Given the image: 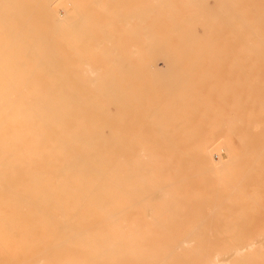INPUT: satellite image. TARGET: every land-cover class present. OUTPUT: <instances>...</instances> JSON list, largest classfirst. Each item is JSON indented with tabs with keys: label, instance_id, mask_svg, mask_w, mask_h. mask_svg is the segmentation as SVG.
<instances>
[{
	"label": "bare ground",
	"instance_id": "6f19581e",
	"mask_svg": "<svg viewBox=\"0 0 264 264\" xmlns=\"http://www.w3.org/2000/svg\"><path fill=\"white\" fill-rule=\"evenodd\" d=\"M175 1L0 0V264H264V244H260V242L264 241V211H256L259 210V207H257L259 203L264 200L263 197H260L264 194V191H261L263 193L261 194L259 192L261 189L259 191L257 190L259 189V186L264 188V174L263 172H259V170L264 171V169L261 170L258 168L260 165L258 164V161L260 159H264V110H262L263 108L261 109L263 103L258 105L260 109L259 111H256V108H258L256 107L257 104L254 105L255 107L253 106L255 110L253 109L252 111L254 112L250 111L249 108L252 109L250 105V107H246L247 111H244L247 113L244 112L245 115L243 116V118V109H239V112H241L242 114L241 116H239L240 114L238 113V109L236 108H244L245 102H247L249 99H251L252 101L253 96L251 98L246 94V96L241 98L237 96H226L228 97L226 98L225 94H223L225 88L220 89L222 87L221 85L219 89L224 91H220L219 94L221 95V97L224 95V97L221 101V97L215 94L217 93L215 92L213 94L217 96H214L216 97L214 98V100L216 99L217 101L218 99L219 101H221L220 103L222 105L226 107L228 106L226 108L227 112H229L228 108H231V110L233 108L236 109L238 115H234L236 112L234 113V111L232 110V113L229 112V114L225 116L226 111L221 109L224 112V115L223 117H221V114L223 113L219 112L221 114L219 115L218 113V118L220 119L221 117L220 121L222 120L221 124H224L223 127L225 129V124H227V126L229 124H238L239 130L235 129L238 130L237 132L234 131L235 134L233 133V131H231L234 128L230 129L231 127H237L234 125L230 128L228 127V130L230 132L227 130V132H229V135L231 134V137L225 136L226 139L222 141V137H219L222 134H213L215 135V138H213V140H216L214 142L212 139L208 140L207 138H205L206 135H202L204 136L203 138L201 137V140L203 139V142H205V140L207 139L205 142L206 144H202L199 141L200 138L196 137L195 135L188 134L190 133L189 130H191V128L193 127L192 126L191 128L189 127V130L187 129L188 127H186L188 133H184L187 132L185 128L183 133L179 131L181 135L178 132V134L176 133L177 137L181 136L183 137V139L185 134V136L191 135L192 137L195 136L196 139H199L196 141L200 142L201 144L199 143L200 145L196 149L192 146L191 149H195V151L191 154H188V152H186V147L183 146V148L181 147V150L172 147L171 145L164 146L165 144L162 143V140H160L159 142H161L163 146L159 144L158 146L157 141H155V139L152 140L153 137L156 138V136H149L154 135L151 130L152 125L154 124V128L156 123V121H152L153 123L150 124V120H152L151 118L156 117V120L158 122V117L160 116V114L169 115L168 111H171V109V113H174L173 116L177 115L179 111L177 110L179 109L177 106H179L178 103L181 102V100L178 99H181L183 96H185V100L191 98V100L189 101H191L192 106L187 107V109L193 108V106L195 105L193 103L198 101V99L192 100L193 95L191 93L196 92V90H194L193 87L192 90H188L190 89V87L187 86V88L183 86V84H181L183 90L180 89L181 86L179 85L181 81H179V85L176 84L177 86H179L177 89L181 90L182 92H184L185 90L186 93H190V96L189 94L187 95L180 92L181 95H183L182 97H180V93L178 90L177 94L172 93L175 94V97L179 93V96L175 98L177 99L179 97L177 101L174 99V96L172 94L171 96H173L172 98L176 101V103L178 101L180 102L177 103L178 105H173V101H171V105L173 106H170V110L166 112L163 111L162 114V112H160L162 110L161 107L159 109L158 107H153L159 104L160 102L158 101H160L163 97H168V95L166 97L165 94L166 90L163 89L165 86H163V88H160V86L164 84V81L166 79L164 76H161V74L159 75L161 77H157V70L156 72H154L155 70H150L151 72H154V74L150 72V75H148L149 73L147 74L148 76L156 75L155 77L160 79L164 77V79L162 78L163 81H159L162 84H159L158 82V84L160 85H158L159 87L157 86V83L155 84L154 82V88L157 86L158 92L159 89L165 90L161 91L162 93L164 92L163 94H165V96L161 95V98L159 95L160 93L157 95L154 93L151 94V97L149 94H147L148 92L145 93L146 90L143 88L145 91L143 92L147 94V96L149 95L148 97H146L145 95L146 98H143V102L147 98H149L148 100L153 98V95H155V97L153 98L154 100L155 98L157 99V96L158 98H161L160 100L157 99L158 103L153 99H151L153 101L150 100L151 102H156V104H150L149 102L146 103L145 101V110L148 105H151V108L148 107V110L150 109L149 111L151 113L153 112L152 108L156 110H154V114L152 115L147 110L148 112L145 111L143 116L141 115L144 111L142 110L143 108L140 109V106L136 108L137 103L142 105V96L141 99H139L137 94H133V96L135 95L138 100L136 99L137 101L134 100V102L132 103L131 99H135V97L131 96L132 91H129L132 90L136 86V84L140 85V79L143 80L141 76L146 75V73H143L147 72L145 71L146 67H142L144 70L141 67V69L138 67V72L141 71V75H138V73L136 72L137 70H135V72L137 73L136 75L138 76L137 78L133 77L132 79H134L136 82L138 80L139 82L134 84L135 82L131 80L130 86L132 85V87H130L129 82H126V80H123L124 82H121L120 78H118V80L121 82V85L118 81L119 85H116L118 88L113 87V89L115 88V96L113 97V101L114 99H118L119 102H121L119 104L124 105L123 102L127 97L129 98V100L127 98L126 100L127 102L130 101V103L124 102L125 106H121L125 109L127 108L126 104L134 105L133 108L135 109L133 110L131 109L132 106L130 107L129 105V109H131L133 113H130L132 112L131 110L128 109L129 111H127L126 109L125 116L121 114V108H119L120 114L122 115V117H125L124 119H126V117L128 116L127 114H131V116H128L127 118L129 119L133 116L134 120V116H136L134 112L137 113L134 110L137 109H140L138 111L141 114L137 113V115L141 116L138 117L140 119H142V116L145 118L147 116L145 114L149 113L148 115L151 116L150 120L149 117L148 119H144L145 122L146 120H148V122H146L147 124L144 122V120H142L143 122H140V119L136 120V118L134 121L130 119L134 123L130 122V120H126L128 127H126V124L125 130H127L126 132L129 133V136L131 134L133 137V129L135 131V128H137V132L139 129H141L142 133H144L145 135L147 133L148 135L145 136L138 133L139 137L144 136L145 138H148L146 140L147 142L151 140L154 142H149L148 146L146 145V142H143V144L145 145H142L141 138H139L141 140H139V143L136 141L134 142V140L132 141V138H130V142L132 141L133 143L129 142L128 144V141H126L127 144H121L119 143L120 141H118L120 139L118 137V130L114 129L116 133H114V131H112L110 128L107 132L103 131V127L110 125L111 122V113L113 112V107H111L112 112H109V106H112V104H114V102H111L113 84L112 81H116L117 77L115 78V76H117V74L119 73L116 70V73L113 74V70L117 68H112L116 67L117 65L119 66V63H134V61L136 60L145 61L147 63L150 62L149 69L151 66H155L152 52L155 51L154 48L156 44L153 45L154 47H150V49L153 47L151 49L153 51H150L148 47L145 48V46L150 43L147 42V39L150 38V36H153L149 34V30L152 33H160L162 29L164 31V28H167V23H164L163 20H166V17L169 18L168 15H164L165 17L163 15V17L159 15L161 19L164 18L162 19V21L166 26L162 25L163 28L158 26L162 23L161 20V22H158L160 18L158 17L159 19L157 22L155 20L160 11L161 13L164 11L163 13L165 14V4H170L171 6V4L175 5L177 2L179 4H177L176 6H181L183 8L176 9L174 7L173 10L176 9L175 11H178V13L176 14L173 11L170 12L172 14L170 15L169 13V15L171 16V19L172 15H174V19H172V21L174 23L176 22L177 25L180 24V26H184V28L186 27L185 31L189 32L188 34H194L193 37L197 36L196 41L194 40L195 38H193V42L198 43V38L200 39V35L198 36L197 32H195L196 22L201 25V28L203 27L206 30L207 27H209V24L214 23L215 21L217 22V18H214L215 15L212 17L213 19H215V21L212 19L210 21L208 20V22H205L207 19L204 20V18L201 19V21H198V16L200 14L201 16L203 15L200 9L195 12H193L194 9L192 11H185L184 9H186V7L184 8V6H182L185 3L183 2L184 0H180L179 2ZM201 1L205 3V0ZM214 1V4H218V13L222 11V34L219 31L222 35V39L218 38L220 37L219 33L218 35L217 33H214L218 37L214 36L213 33L211 34L212 31L210 32V30H213V28H211L210 26V30L208 29L209 31L206 32H210L209 35L211 34L210 36H212L213 38L216 37L215 40H212L214 41V43H210L208 41L214 48H212L213 50L211 48L205 50L203 49L204 46H202V49L204 51L202 54L204 55L207 52L208 55L212 54L210 55L212 57L213 51H215L217 49L216 46H218L220 52H218L217 49L216 52H214V55L217 52L218 53L216 55L222 53V63H232L233 65L231 66L233 67H236L237 65L239 66L240 63H250L253 65L254 63H264V0ZM180 2H182L183 4ZM186 2L187 3H185V5L194 4L193 0H187ZM195 2H198L197 5L199 6L200 0H196ZM206 5L209 7L208 4ZM168 10L171 11V9ZM168 12L169 11H166L167 14ZM193 13H198L197 19L196 14L194 16ZM175 14L177 16H175ZM187 14L190 15V18L188 19L190 20V23H186L184 21L186 20L185 18L189 17L187 16ZM192 15L193 17H195V19L191 17ZM154 20L155 24L153 23ZM181 21H184L182 25ZM176 23L174 24V27H177V29H174V31L178 30V28L180 27L175 26ZM198 23L196 25H198ZM217 23L219 26V22ZM152 26L155 27L152 28ZM170 28L171 27H169L168 30H170ZM173 28H171L172 35L168 38L173 37L174 34V37L176 38L178 36L176 34L181 30L183 31L184 29L180 27L182 29L178 30L179 32H174ZM193 30H195L194 33ZM202 32V37L199 44H201L203 40H207L206 38L202 40V38H204L205 36L208 37L207 34L204 35V29ZM215 32H217V30ZM168 33L170 34V31ZM141 34H143V39H145L146 41H144V46H142V43H140V41L143 40L141 39ZM180 36L182 35H179V37ZM137 37L140 40L138 42L141 46H137L138 42H135ZM155 37H157V35H155ZM159 37H161V35ZM184 38L187 39L188 37ZM217 38L219 41L222 40V42H219L220 44L222 43V48H220L219 44H215L216 42H218ZM155 40L156 39L152 41L154 42ZM171 41V38L170 40H167L168 43ZM174 41L177 40L175 39ZM184 41L182 43L185 45ZM189 41L190 40L187 39L188 43ZM208 42L205 41L204 43L203 41L202 44H206ZM155 43L158 44L157 41H155ZM162 43L163 41L161 40V44ZM172 43L169 44L171 45ZM189 44L193 45L191 41ZM194 44L196 45V47L199 45L196 43ZM214 44L216 46H213ZM170 45L167 44V51H169L168 46ZM163 46L161 47L163 48ZM183 46L182 48L184 49V51L182 52V55H184L183 53H186L187 57L188 53ZM141 47L144 48V52L143 50H141ZM156 47H159L158 50L160 51L164 50L160 49V46ZM158 50L156 51L158 52ZM196 50L199 49L197 48ZM156 51L154 53H156ZM167 51L166 53L164 51V54H168L167 58L170 59V55L171 58H173L174 54L172 55V53L174 52L172 51V49H170L169 51H172L170 54ZM180 51H182V49ZM190 51L191 55L193 53L192 51H194V54L196 52L194 49H190ZM161 54L164 55L163 52ZM202 54L200 57L195 54L199 58L194 56L197 58L194 59L198 61L201 60L197 62L198 64L196 63V66L195 63L191 61L193 57L189 58L190 60H188L187 58L183 60L185 57H180V55H176V60L174 59L170 62L173 61L172 63H175L178 59L180 60L182 58L181 60L184 61V64L190 65L191 63L192 66L193 62V68L194 66L195 68H197L198 65V68H203L205 62H202V59H200L202 57ZM191 55H188V57H191ZM208 55H204L206 59H208V57L210 58V56ZM156 56H158V54ZM160 56H158L159 59ZM166 56L167 55L162 56L164 59L162 58V61H160H166V65L164 64V66H167V71L171 66L173 70L174 67L178 66V61L175 63L177 66L171 65L172 63L168 64ZM185 61H189V63H186ZM212 62L213 60L211 59V63L209 62L211 66H209V63V65L207 64L208 69L209 67L210 69H212L211 67L217 64L216 62L213 65ZM235 63H237V65H235ZM124 65H126V63L122 65L123 69H125ZM128 65H130V63ZM228 66H230V64ZM132 67L134 68L136 67V65ZM218 67L222 66L218 65ZM130 68L131 67H128L125 72L120 71V73L124 72L130 75L131 72L129 71L132 69ZM151 68L159 69L160 66ZM165 70L164 72H166ZM214 70V74L216 73V71H219ZM162 71L163 70H161L160 72L162 73ZM171 72L174 76V71ZM181 72L180 74H176L175 72V76L170 77L173 78L174 83H177L175 82V78L176 75L178 76L179 74L180 76H178V79L176 78L177 81L182 80L184 85H186L187 81H185L183 78L188 75L185 74V76L183 77V73L181 74ZM187 72L189 73L190 77L192 74H194L193 71V73L191 71ZM248 73L249 71L247 73L242 72L243 75L246 74L244 75L245 77H247V75H250ZM263 73L261 74L263 75ZM165 74L169 75V73L167 72L162 73V75ZM216 74V76L214 77L219 79L218 73ZM229 74L230 76H232V73ZM123 75L121 76L123 77ZM195 75L199 77L201 75H204V73L202 74L201 72L199 76L198 74ZM205 76H203L204 78L201 77V80L199 79V81H204L203 79H206L207 77H213L212 75H210L212 77L206 76L205 78ZM127 78L130 79V77L128 76L124 79ZM149 78L146 77L145 79L148 80ZM222 78L224 77H221V79ZM236 78L239 80V77ZM210 80L211 79H209L208 81ZM212 80H215L214 83L212 81L209 83L208 81H206L208 85L210 84V87L212 85V88L206 89L209 90L207 92H209L210 94L216 91L213 90V88L215 89V85H219L224 82L222 80H218L220 81L218 82L216 81L217 79ZM254 81L255 83L257 82L256 78L254 79ZM191 82L193 81L191 80ZM191 82H188V84ZM200 82H198L199 85L201 84ZM228 82L226 80V84L224 83V87ZM144 83H141V86L142 84L145 85L144 87L148 86L146 88L148 91L150 85H147L145 81ZM167 83H170V81ZM174 83L172 84L171 82L172 85L168 84L165 88H168L169 85H174L176 87ZM207 83L205 87H209L207 86ZM241 83H243V81ZM250 83H252L251 80ZM123 84H127V86L123 87H130L126 88V90L122 88L125 91L124 95L129 92L130 95H128L132 98L128 95L124 96L123 92H121V87ZM229 84L231 83H228L226 87H228ZM201 85L203 87L204 82ZM260 85H262V83ZM152 86L153 85L151 81V87L149 88L150 93L151 90H154ZM170 86L168 89L171 88ZM249 86L254 87L253 84H250ZM139 88L141 87L139 86ZM238 89L240 88L238 87ZM134 90L136 89L134 88ZM187 90L189 92H187ZM210 90H212V92ZM202 91L203 89L201 90V93ZM251 92L252 91H250V93ZM196 93L198 94V92ZM209 93L206 94L210 95ZM202 95H205L204 91ZM207 95H205V98L207 97ZM197 96L200 97V95ZM197 96H194V98H196ZM262 97H264V95ZM172 98L170 99L172 100ZM170 99H166V101L169 102ZM185 100L183 102H187L186 104H188L189 101L187 100L185 102ZM257 100L261 102L263 99L259 97V99H256L255 101L257 102ZM251 101L250 103L252 104ZM206 102L203 103L206 104ZM208 102L207 105H210L209 100ZM167 103H163V106L169 108L170 104ZM216 103H218V106L220 107L219 102L217 101ZM145 104L148 105L145 106ZM181 104L182 102L180 103V106L183 105ZM253 104H255V102ZM115 105L117 104H114V106ZM160 105H162V103L158 106ZM174 106L177 107L176 110L174 109L177 112H173L172 107ZM197 107H200V105H198ZM203 108L206 110L208 106L205 107L203 105ZM116 109L114 110V112L116 111ZM180 109L183 110L184 108L180 107ZM189 109L188 111H190ZM182 110L180 111L182 112ZM208 110L209 109H207L206 112H208ZM155 111L158 117L155 115ZM181 112V115L187 114ZM195 112H197V110ZM212 112L214 114L215 111ZM204 113L200 112V114L198 115H202L203 117ZM121 115L115 116L113 113V116H115L114 119L118 122L124 121L122 117L120 118ZM190 115L187 114V116L184 117L187 119L191 117ZM173 116L172 114L171 116H169L171 120V117ZM162 117L166 118V116ZM169 117L166 118V121ZM209 117H211L213 120L212 115H209ZM240 117L243 119H241ZM174 118H176V116ZM178 118L183 119V117L179 116ZM186 119H183L182 123H177L180 124L177 126L180 128L183 123L185 124ZM200 119V117L198 119H195L199 125L201 123H199ZM176 120L178 121V119ZM122 122L121 125L124 124ZM169 122L171 123V121ZM161 123L163 124L162 121ZM210 123L212 124V122ZM214 123L215 121L213 120V124ZM207 124V122L204 123V126L207 127L209 125ZM139 125H141V128ZM142 125H145L144 129L142 128ZM157 125L158 124H156L155 128L158 127V130L160 131L159 125ZM132 126L135 128L131 129ZM166 126L167 125H165L163 129H161L165 133L160 132V135H163L162 133L166 134V131H169L170 127H172L173 124L172 126L170 124V126L165 129ZM196 126L198 128V125ZM173 127L170 129V132H172L171 130L174 131L176 129ZM200 127L201 126H199V128ZM208 127H210V125ZM117 128L121 127L119 126ZM146 128H150L151 130L149 129V132H147L148 129L146 131ZM160 128L162 127L160 126ZM219 129L220 128H218L217 130ZM123 130L124 128H122V130L120 131ZM125 130L123 131L125 138H128V133L125 134ZM129 130L132 132L130 133ZM197 130L198 129H196L194 132L196 133ZM208 130V132H210V129ZM150 131L152 134L150 133ZM198 131L199 133L204 134L203 131H205V128L203 131L201 129H199ZM215 131L213 130L212 132L214 133ZM137 132L135 131L134 133V136L136 135V137ZM155 132L158 133L157 131ZM208 132H206L207 136ZM232 133L235 137L232 135ZM113 134L116 135L113 136ZM171 134H169L168 132L167 136ZM121 135H123V133ZM250 135H253L252 137L256 135L259 140L257 142L261 143L262 146L261 147L260 145H258L259 147H261V154H259V151L257 150L258 146L257 148L254 147L252 149H256L258 152L257 154H259L257 155L255 153L256 156L253 155L254 159L256 160L253 163H256L258 166L256 164L253 165L252 161L250 160V162L248 160L253 165V167L255 166L256 169H258V172H254L255 176L258 175L256 181H254L255 179L252 180L255 182L254 184H258L257 179H259L260 174H263L261 176L262 182L259 183L263 185L258 184L259 186H256L258 187L256 190L253 187V193L255 195H257L258 193L260 194V196L259 194L256 196L257 199L260 200L261 198L262 200L256 201V199L253 198L257 203L259 202L258 204L251 203V199L246 200L247 197H251V193L249 195L248 192L250 190L252 192V185L247 186L250 187V190H246V187L243 186L246 190V192L244 193H246V195L248 194L249 196L243 195L245 196L243 198L241 195L243 193H239L240 195H238L242 198L240 199L242 200V202L243 199L246 200V203L243 204H248V207L244 208L243 204L241 203L244 209L239 208L232 212L230 211L229 207L226 209V206L224 207V204H232L236 200H239V197L235 194L237 190L236 189L234 191V196H237L236 198L238 199L235 198V201L234 199H232L234 196L229 197L228 195L224 199L221 198L225 196H222V189L224 190L228 187L232 189L233 187H235L233 185L229 186L228 184H233V182L229 181L228 183L227 181V178H230L229 174L227 173L232 171L226 170V167L225 169L223 168L225 172L228 171L226 173L227 177H225L223 175L224 173L222 172L223 170H221V167L224 165V161L225 164H228V162H232L235 160L237 161L241 159L242 161L247 159L249 154L244 148L246 145L245 143L249 141L248 138ZM167 136H165L166 139L170 137L168 136L167 138ZM198 136L200 137L201 134ZM217 136L222 142L219 141ZM232 136L235 138L236 142L232 140ZM113 137H115L114 140L112 139ZM159 137L162 138L163 136ZM181 137H179L180 140H182ZM252 137H250L249 139H251ZM115 139H117L118 143L115 142ZM111 140L112 142L114 141L113 144L110 143ZM143 141H145V139ZM169 141L171 142V140ZM193 141L189 143L194 144L196 142ZM209 141L210 143H208ZM211 141H213L214 144H223L219 145L222 147L224 146L223 148L225 152H223L224 154L226 153V160L218 159L216 161H213L211 155L217 152L216 150L221 149V147H216L217 144L212 145L213 142ZM183 142H186V140H184ZM135 143H137L138 145ZM248 143L251 144V142ZM130 144L135 145L131 147L132 145L129 146ZM178 144L180 143L178 142ZM208 144H211V146H209ZM252 144L255 146L254 143ZM187 145L189 144H186V146ZM190 147L188 146V148ZM182 149L185 150L182 151ZM189 150L190 149H188L187 151ZM212 150H215V152H211ZM251 152L254 153V151ZM251 152L250 154H252ZM218 155L216 154V156ZM260 155L262 157L260 159H257L259 158L257 156ZM180 157H189V163L193 161L196 163V167H194L195 165H192V167L190 166V164L189 166H186V162H182L184 165L183 169L185 171L180 168L181 171H190L191 168L189 169L188 167H192L190 174H184L180 171V173L175 176V171L177 170V168L175 167L181 163L179 162ZM184 159H182V161H185ZM173 161L177 162L175 167H172L171 163H173ZM222 161L223 164L221 166ZM182 163L181 165H179L180 167L183 166ZM242 163L245 164L246 162L242 161ZM260 163H264V161ZM227 164V169H229L230 165ZM234 168L236 169V167ZM234 168L233 172L235 173L237 169L234 170ZM246 169H249V167H246L245 170ZM255 170H253L252 168V172ZM178 171L179 170H177V172ZM232 173L230 175L233 176L234 173ZM244 174L245 173L243 172V175ZM235 176H233V178ZM255 176L253 174L252 177L255 178ZM231 179L232 178L228 180ZM225 180L227 181L225 183L226 188H224L225 186L223 187V183ZM239 181L240 179L237 180L235 184L237 185V182ZM248 181L251 182V180ZM243 182L245 183V181ZM238 185L240 186V183ZM225 191L227 192V190ZM229 191L230 190H228V192ZM241 191L239 189L238 192ZM254 194L253 197L255 196ZM231 195H233V193ZM248 202H250V205L252 204L251 206L253 207V211L255 210L254 212H252L251 206H249ZM261 203L264 205L263 201ZM230 204L228 205L230 206ZM236 205H233L231 207H233L234 209V206ZM249 208L251 210L250 212H248L249 210H245ZM260 208L264 209V207L262 206H260ZM242 217H247L248 219H245H247L248 222L251 221L252 223L253 221L254 223L246 224L244 226H242L243 224L237 226L236 224L238 223V220ZM236 221L237 223H235ZM244 236H247L249 238L251 237V240H241L242 242H244H240L241 237L245 238ZM236 238L239 240H237ZM255 238H261L262 240L257 242L254 240Z\"/></svg>",
	"mask_w": 264,
	"mask_h": 264
},
{
	"label": "rangeland",
	"instance_id": "374dc122",
	"mask_svg": "<svg viewBox=\"0 0 264 264\" xmlns=\"http://www.w3.org/2000/svg\"><path fill=\"white\" fill-rule=\"evenodd\" d=\"M174 1H175V0H174ZM176 1L179 2L180 0H176ZM176 1H175V2H176ZM181 1H182V0H181ZM186 1H187V0H186ZM186 1L184 0L183 2L187 3ZM195 1H196V0H193V3H194V4H191V5H190V4H186V5H185V3H184V5H182V6H184V8L186 7V9H184V10H185V11H186V10H187V11H188V10H189V11H190V10L192 11V10L194 9L193 12H195V11H198V10L200 9V10L202 11V14H203L202 16H201V14L198 16V13H197V14H196V13H193L194 16H195V14H196V19H197V16L199 17V18H198V19H199L198 21H201V19L204 18V20L207 19L205 22H208V20H209V21L212 20V19H213L212 17L215 15L214 18H215V19L217 18V22H219V26H220V27L218 26V23L215 21V19H213V20L215 21V22H214V23H215V26H214V23L209 24V27L211 26V28H213V30H212V29L210 30L209 27H207V30H206L205 28H203V27L201 28V25H199V23L196 22V24L198 23V25L195 24L196 27H195V26H194V27H195L196 31L193 30V33H194V31L197 32L198 36L200 35L199 37H200V39H201V37H202L201 34L203 33L202 31H203V29H204V31H205V32H204V35L207 34V36H208V37H206V36L204 37V36H203L204 38H202V40L205 39V38L207 39V40H203L204 43H205V41H206V42L209 41L210 43H211V42L214 43V41H212V40H215L216 37L213 38V37L210 36V35H211L212 33H213V34H214V33H217V35H218V33L220 34V32H221V34H222V28H221V25H222V23H221V22H222V11L218 13V10H217V5H218V4H214V3H215L214 0H209V1H208V0H205V3H204L203 1L200 0V2H199V6L197 5L198 2H195ZM201 2H203V3H201ZM206 2H207V3H206ZM180 3H182V2H180ZM177 4H179V3L176 2L175 5L171 4V6H170V4H167V5L165 4V6H166V7H165L166 9L164 8V10H165V14L163 13L164 11H163L162 13H161V11H160V12L158 11V12H159V13H158V16L155 18L156 22L158 21V19L160 18V16L163 17L164 15H166V16L168 15L169 18H170V19H169V18L166 17V20H163L164 23H167V28L165 27L166 29L164 28V31H163V29H162L163 26H166L165 24H163V21H162V19H164V18H162V19L160 18L159 21H158V22H161V21H162L161 25H158L159 27H162V28H161L162 31H161L160 33H159V32H158V33H155V32L152 33L150 30L148 31L149 34H151V35H153V36H150V38L147 39V42H150L151 45H150V43H149V44H147V45L145 46V48L148 47V48L150 49L151 46H153V45L156 44V46H160V49H164V50L160 51V50H158L159 47L157 48V47L155 46V48H154L155 51L158 50V52L156 51V53L158 54V56L161 55V56H160V59H159L158 56H156L157 54L154 53L155 51L151 50L154 46L150 49V51H153V52H152V56H153V58H154L153 60H154V65H155V66H151V67H159V66H160V68H159V69H158V68H157V69H156V68L152 69V68L150 67V69H149V66H150L149 63H150V62L147 63V62H145V61H139V60L134 61V63H133V62H132V63H131V62H128V64L130 63V65H128L127 62H124V63H126V65H124V66H125V69L122 68V65L124 64L123 62H122L121 64L119 63V66L117 65L116 67H113L112 69L117 68V69L113 70V71H114L113 74L116 73V70H117V72H119V73L117 74V76H115V78L117 77V78H116V81H114V80L112 81L113 84H112V93H111V96H112L111 99H112V100H111V102H114V104H117V105H120L119 103H121V102H119L118 99H114V101H113V97L115 96V92H114V91H115V88L113 89V87H117V86L119 85L118 83H119L120 81L118 80V78H120L121 82H124L123 80H126V82H129V86H130V82H131V80H133V81L135 82L134 84H136V83L139 82L138 80H137V82H136L134 79H132L133 77H134V78H137V76H138L139 74L141 75V71L138 72V67H139V68H140V67H141V68H142V67H143V68L146 67V68H145V71H147V72H143V71H142L143 73H146V75H147L148 73H149L148 75H150V72H151L150 70H153V71L155 70L154 72H156V70H157V72H156V73H157V77L164 76L165 79L167 80V81H166V80L164 81V84H165V85H164V84H162L161 82H159L160 80L163 81L164 77H162L163 79H162V78H161V79H160V78H157V77H155L156 75H153L154 72H151V73H153V74H152L153 76L142 75V76H141L142 79L147 83V85H150V87H151V81H152V85H153L152 88H154V86H155L156 83H157V86H158L160 83L162 84L161 86L159 85L160 88H161V87L163 88V86L167 87V85H168V84H171V82H172V84H173V83H174V80H173V78H171V77L173 76V73H172L171 71H174V76H175V72H176V74H177V73L180 74V72L183 70V71L181 72V74L183 73L182 76L184 77L185 74L188 75V76H186L185 78L182 77L185 81H187L186 85H184V83L182 82V80H178V81H177L178 76H180L179 74H178V76L176 75V78H177V79L175 78V80H176L175 82H177V83H174V84H175V85H176V84L179 85L178 82L181 81V83H180V85H179V86H181L180 89H182V85H181V84H183V86H185V87H187V86L190 87V89H188V90H192V87H193V89L196 90V92H198V94H197L196 92H193V91H192V92H193V93H191V94L193 95L192 100H195V99L197 100V99H198V101H196L195 103H193V104H195V105L193 106V108H190V109L188 108L190 111L192 110L194 113H193L192 111H191V112L188 111V109H187V107L192 106V105H191V104H192L191 101H189V100H191V98L185 100V96L181 95L180 92H182V91L179 90V89H177V88L179 87V86H177V85H176V87H175L174 85H173L174 87L169 85V86L171 87V88H170L171 90L168 89V88H169V86H168V88H165V87L163 88V89H165L166 91L163 90V89H159V92H158V88H157V86H156V87L154 88V90H151V93H150V91H149V90H150V89H149L150 87L148 88V91H147L146 88H147L148 86L146 85L147 87H144V86H145V85H144L145 83H144L143 80L140 79V81H141V82H139L140 85H138V84H136V86L134 85V86H135L134 88H135L136 90H134V88H133V89L131 88L132 90H129V91H132L131 96H133V94H137L139 99H141V96H142V102H143V100H144L143 98H146V97H148L149 95L152 97L151 94H154V93H155V94L157 95V94L160 93L159 95H160L161 98H162V96H165V94H166V97H167V95H168V97H169V96H171L172 93L177 94V90H178L179 93H180V97L183 96L184 98L182 97L181 99H178V98H179V97H178L177 99H178V100H181L182 104L184 103V102H183L184 100H185V102H186L187 100L189 101L188 104H186L187 102L184 103L183 105L181 104L182 106H180V103H181V102L178 101V102H180V103L177 102V103L179 104V106H180L181 108H184V109L186 108V109H185V110L183 109V110H184V111H183L182 109H180L179 106H177V107L179 108V109H177V110H179V111L182 110L183 113H187L188 115L191 114V115H190L191 117H189V118L186 119L184 116H187V114H186V115H185V114H182V115H181V114H180L181 111H180V112L178 111L177 115H175L176 118H174V117H175V116H173L174 113H171L172 109H171V111H168V110H170V106H173V105L177 104V103H176L177 99H175V98H176L177 96H179V93H178V95H177L176 97L174 96L175 94H172V95L174 96V99H175L176 101L173 100V98H172L173 96H171V97H169V98H168V97H167V98H164V97H163L162 99H161V98H158V96H157V99H158V100L161 99V100L164 101V102H162L161 100L158 101V102H160L159 104L162 103V105L158 106L159 104H157V105H156L155 107H153V108H157V107H158V109H159V108L161 107L162 110H161L160 112H162V114H163V111H165V112L168 111V112H169V115H168V114H167V115H165V114H164V115H161V114H160L161 117L159 116V117H160V119H159V117L157 116V113H156V111H155V115L158 117V122H157L156 117H155V118L152 117V118H151L152 120H150V117H151V116H149V115H148L149 113H147V112L150 110V109L148 110V107L151 108V107H150L151 105L149 106L148 104H145V106H146V105H148V106L146 107V110L144 109V108H145V107H144V103H145V101H146V103L149 102L150 104H153V103H154V102H151V101L154 100L153 98L155 97V95H153V98H151V99H153V100L150 99V100H151V101H150V100H148L149 98H147V99H145V101H144L143 103L140 102V103H142V105H140L139 103H137L136 108L140 106V109L143 108L142 110H144L142 114L138 111V110H140V109L134 110V111H136L137 113H140V114L143 115V116H144L145 111L148 110V111L146 112L147 114H145V115H147V116H146L147 118H146V117L144 118V117L142 116V119H140V118H138V117H141V116L137 115V113L134 112V114L137 116V117L134 116V120H135V118H136V120H139V119H140L139 121L141 122L142 120H144V119H148V117H149V120L151 121V122L149 121L150 124L156 121L155 126H156V124H158V125H159V129H160V131L158 130V127L155 128V126H154V128H155V129H154V128H153V125H154V124H153V125H152V130H151L150 128H149V129L153 132L154 135H149V136H150V137H151V136H156V138L153 137L152 140L155 139V141H157V145L159 144V145H162V146H163L162 143H164V144H165L164 146H166V145H167V146L171 145L172 147L178 148L179 150H181V147L183 146V147H186V152H188V154H191L192 152L195 151V149H196L201 143H202V144L205 143L207 139H208V140H211V139L213 140V138H215V135H216V134H218V135H219V134H222V135L219 136L220 138L222 137V139H221L222 141H224V140L226 139L225 136H229V137H231V136H230L231 134L229 135V132H230V131H229L228 129H229L231 126H234L235 124H234V125H233V124H231V125L229 124L228 126H227V124H225V125H226V129H225V128L223 127L224 124H221V121H222V120L220 121L221 117H223V115H224V112H223L221 109H223V110L226 111V110H227L226 108L228 107V106L226 107V106H224V105H222V104L220 103V102L222 101V98L224 97L223 94H225V97H226V96H228V97H236V96H237V97H240V98H241V97L246 96V94H247V96H250L251 98H252V96H253V98H252L253 100H252V101H251V99H249V100L252 102V104H251L250 101L248 100L247 102H245V104H244L245 107H244V108H236V109H238L237 111H238V113L240 114L239 116H241V115L243 114L242 117L245 115V113H247V112L244 111V110L247 111V108H246V107H250V106H251L252 109H251V108H249V109H250L251 112H254V111H252L253 109L255 110V108H254L255 106H254V105L257 104L256 107H258V108H256V109H257L256 111H259V110H260L258 105H260L261 103H263L262 106H264V102H263V101H264V97H262V96L264 95V76H263V75H264V73H263V72H264V63H262V64H261V63H254V65H253V64H250V63H246V64H242V63H240L239 66L237 65V63H235V65H237L236 67L231 66V65H233L232 63H228V64H227V63H222V55H221L222 53H221V54L219 53V55H216L218 52H220V51H219L220 49H218V46H216V45L219 44L220 48H222V46H221L222 43H221V44L219 43V42H222V40H220V41L218 40V38H221V39H222V37H221L222 35L220 34V35H219L220 37H218L216 34H214V36H217V37H218V38H217L218 42L215 41V42H216V43H215L216 45L214 44L213 46H216V48L218 49V52L215 53V55H214V52H216V50H217V49L215 48L216 50L214 49L215 51H213V56H212V57L210 56V55H212V54L209 53L210 55H208L207 52H206V54H207L208 56H210V58L213 60V62H212L213 65L217 62V64H216L217 67H216V65H214L213 67H211L212 69H210V67H209V69H208L207 64H208L209 62L211 63V59H210L209 57H208V59H206V58H205L206 54H204V55H205V56H204L202 53L204 52L203 49L206 50V49H209V48H211V49L214 48V47H212V45H210L209 42L206 43V44H204V43L202 44V42H203V41H202L201 44H199V42H200V39H199V38H198V40H199L198 43H197V42H193V38H195L194 40L196 41L197 36H194V37H193L194 34H188L189 32L185 31V28H186V27L184 28V26H180V24L177 25L176 22H175V23H176L175 26H178V27L180 26V27H182V28H184V29H183V31H182V30H181L182 28H180V27H179L180 29L178 28V30H181V31H180L181 33H180L178 30H175V31H177V32H179V33L176 32V33H177L176 35H178V36H177L176 38L174 37V35H175V34H174V32H175L174 29H177V27H174V24H175V23L172 21V19H174V18H173L174 15H172V19H171V16H170V15H171L172 13H170V12H173V11H174V12L177 14L178 11H177V12L175 11L177 8H181V9H183L181 6H180V7L176 6ZM182 4H183V3H182ZM206 4H208L209 7H208ZM213 4H214V5H213ZM187 5H189L190 7L192 6L191 9H190V7L187 6ZM201 5H202L203 7H202ZM204 5H205V6H204ZM168 6H169V8H168ZM206 6H207V7H206ZM211 6H212V7H211ZM174 7L176 8L175 10H173ZM200 7H202V8H200ZM205 7H206V8H205ZM213 7H214V8H213ZM167 8H168V9H171V11L168 10ZM197 8H198V9H197ZM181 9H180V10H181ZM211 9H212V10H211ZM166 11H169L168 14L166 13ZM179 12H181V11H179ZM169 13H170V15H169ZM189 13H190V12H189ZM212 13H213V14H212ZM173 14H174V13H173ZM176 14H175V16H177ZM190 14H191V13H190ZM159 15H160V16H159ZM162 15H163V16H162ZM187 16H189V17H188V18H185L186 20H188V19L190 18V15H189V14H187ZM187 16H186V17H187ZM218 16H219V17H218ZM158 17H159V18H158ZM164 17H165V16H164ZM191 17H193V15H192ZM193 18L195 19V17H193ZM218 18H219V19H218ZM155 20H154V22H153L154 24H155ZM160 20H161V21H160ZM186 20H184L186 23H187V22L190 23V22H189L190 20H188V21H186ZM191 20H192V18H191ZM184 21H183V22L181 21V22H182L181 25L184 23ZM220 23H221V24H220ZM156 24H157V23H156ZM158 24H160V23H158ZM168 24H169V25H168ZM152 25H153V24H152ZM162 25H163V26H162ZM171 25H173V26H171ZM187 25H188V24H187ZM198 26H200V27H198ZM217 26H218V27H217ZM154 27H155V26H152V28H154ZM156 27H157V25H156ZM169 27H171V28L174 27V28H173V31H174V32H173V34H174L173 37L177 40V41H174L175 39H174L173 37H170V38L172 39V41L169 42V43H172V42L174 41L171 45L167 42V40H170V38H168V37L172 35V34H171V32H172L171 30H172V29L170 28V30H168ZM217 28H218V29H217ZM219 28H220V30H219ZM150 29H151V27H150ZM208 29L210 30V32L212 31L210 35H209L210 32H206V31H209ZM214 29H216L217 32H215L216 30H214ZM201 30H202V31H201ZM143 31H144V30H143ZM143 31H142V32H143ZM154 31H155V30H154ZM169 31H170V34L168 33ZM219 31H220V32H219ZM183 32H184L185 35L183 34ZM201 32H202V33H201ZM162 33H164V34H162ZM166 34H168V35H166ZM155 35H157V37H155ZM160 35H161V37H159ZM164 35H165V36H164ZM179 35H182V36L179 37ZM183 35H184V36H183ZM140 36H142L141 39H143V34H141ZM140 36H139V39H140ZM209 36H210V37H209ZM153 37H154V38H153ZM184 37H186V38L188 37L187 39H189V40L192 42V44H193L194 46L191 45V44H189L190 41H189V43H188V42H187V39H185ZM190 38H191L192 40H191ZM210 38H211V39H210ZM139 39H138V37H137V39L135 40V42L140 41ZM154 39H156L155 41H157L158 44L155 43V41H154V42L152 41V40H154ZM173 39H174V40H173ZM184 39H185V41H184ZM161 40L163 41V43H162L163 45H164V43H165V45H164L165 47L167 46V44L170 45V46H168V47H169L168 49H169V51H170V49H172V51L174 52V53H172V55L174 54V55H173V58H171V55H170V59H169V58H167V57H168V54H164V51H165V53H166V51H167V47L165 48V47L161 44ZM198 40H197V41H198ZM210 40H211V41H210ZM141 41H142V42H141ZM141 41H140V43H142L141 45L144 46V41H145V39H143V40H141ZM164 41H166L167 44H166V42H164ZM183 41L185 42V45L182 43ZM145 42H146V41H145ZM152 42H153V43H152ZM159 42H160V43H159ZM140 43L138 42V43H137V46L140 45ZM194 43L199 44V45L196 47V45H195ZM182 44H183L184 46H183ZM186 44H187V45L189 44L188 47H187ZM207 44H209V45H207ZM141 45H140V46H141ZM172 45H173V46H172ZM200 45H201V46H200ZM161 46H163V48H162ZM175 46H176V47H175ZM182 46L185 47L186 52L188 53V54H187V57H186V53H183L184 55H182V52L184 51V49L182 48ZM202 46H204L203 49H202ZM207 46H208V48H207ZM123 47H124V45H123ZM139 48H140V47H139ZM141 48H142L141 50L144 49L143 47H141ZM195 48H196V49L198 48L199 50H196ZM173 49H174V50H173ZM175 49H176V50H175ZM181 49H182V51H180ZM187 49H188V50H187ZM190 49H192V50L194 49V50L196 51L195 54L198 55V56H199L200 53L202 54V57H203V58L201 57L200 59H202V62H205L203 68H198L199 65H198L197 68H195L196 63L199 62V61H201V60H199V61H198V60H195L194 58H196V57H198V56H196V55L194 54V51H192L193 53H192V55H191V53H190V52H191ZM123 50H124V48H123ZM147 50H148V49H147ZM212 50H213V49H212ZM144 51H145V50H143V52H144ZM148 51H149V50H148ZM159 51H160V52H159ZM169 51H167V52H169ZM172 51H171V52H172ZM188 51H189V52H188ZM197 51H198L199 54L197 53ZM162 52H163L164 55H167V56H166V59H167V61H168V62H167L168 64H171V63L173 62V61H172V62H170V61H171V60H174V59L176 58V57H175L176 55H177V56L180 55V57H182V56L185 57V58L183 57V58H184L183 60H185L186 58H187L188 60H190L189 58H192V57H193L191 61H193V62L195 63V66H194V68L192 67V66L194 65L193 62H192V66H191V63H190V65H189V64H184V61H182V60H181L182 58H181L180 60H179V59L177 60V61H178V63H177L178 66L175 64L177 61H176V62L174 61L175 63H172V64H171V65H174V66L176 65V66L179 67V68L173 66L174 69L172 70V68H171L172 66L170 65L171 67L168 68L169 70L167 71V68H166L167 66H166V67L164 66V64L166 63V61L163 60V62H161V61H162V58H163L162 56H164V55L161 54ZM171 52H169V54H170ZM178 53H179V54H178ZM211 53H212V51H211ZM153 54H154V55H153ZM159 54H160V55H159ZM193 54H194V56H196V57H194ZM201 54H200V56H201ZM188 55H189V56L191 55V57H188ZM200 56H199V57H200ZM180 57H179V58H180ZM199 57H198V58H199ZM204 58H205V59H204ZM213 58H214V59H213ZM163 59H164V58H163ZM196 59H197V58H196ZM216 59H217V60H216ZM160 60H161V61H160ZM175 60H176V59H175ZM205 60H206V61H205ZM208 60H209V62H208ZM191 61H190V62H191ZM195 61H196V62H195ZM185 62H186V61H185ZM202 62H201V63H202ZM135 63H136V64H135ZM137 63H138V64H137ZM144 63H145V64H144ZM186 63H189V61L186 62ZM201 63H199V64H201ZM210 63H209V64H210ZM131 64H132V65H131ZM156 64H157V66H156ZM197 64H198V63H197ZM202 64H203V63H202ZM209 64H208V65H209ZM223 64H224V65H223ZM225 64H226V65H225ZM229 64H230V66H228ZM241 64H242V65H241ZM127 65H128V66H127ZM135 65H136V67L133 68L132 66H135ZM165 65H166V64H165ZM218 65H220V66H222V67H218ZM240 65H241V66H240ZM248 65H249V66H248ZM120 66H121L122 69L120 68ZM124 66H123V67H124ZM144 66H145V67H144ZM209 66H211V64H210ZM128 67H131L132 69H134V70H132V69L130 68V69L132 70V71H131V70L129 71V72H131L130 75H128V73H124L125 70H127ZM201 67H202V66H201ZM119 68H120V69H119ZM141 68H140V69H141ZM143 68H142V69H143ZM214 68H215V70H219V71H216V73H218V77H219V79L216 78V77H214V76L217 75L216 73H215L216 75L213 73ZM216 68H217V69H216ZM218 68H219V69H218ZM118 69H119V70H118ZM165 69H166V70H165ZM170 69H171V71H170ZM187 69H188V70H187ZM221 69H222V71H221ZM128 70H129V69H128ZM135 70H137L136 72L138 73V75H136L137 73L135 72ZM143 70H144V69H143ZM148 70H149V71H148ZM161 70H163L162 73H166V72L169 73V75H168V74H165V75L168 76V79H167V76L162 75V73L160 72ZM164 70H165L166 72H164ZM176 70H177L178 72H177ZM215 70H214V71H215ZM120 71H124V72H123V73H122V72L120 73ZM169 71H170L172 74H171ZM179 71H180V72H179ZM187 71H191V72L193 71L194 74H192L193 72L190 73V74H192L191 77H190V76H189V73H188ZM198 71H199V72H198ZM200 71L202 72V74L204 73V75L199 76V75L201 74ZM211 71H212V72H211ZM224 71H225V72H224ZM246 71H247V72L249 71L248 74H250V75H247V77L244 76V75H246V74H244V75L242 74V72L247 73ZM251 71H252V72H251ZM256 71H257V73H256ZM261 71H262V72H261ZM126 72H127V71H126ZM195 72H197V73H195ZM205 72H206V73L208 72V73L206 74ZM233 72H234V73H233ZM236 72H237V73H236ZM250 72H251V73H250ZM158 73H159V74H158ZM220 73H221V74H220ZM222 73H223V75H222ZM229 73H232V76H230ZM261 73H263V75H262ZM119 74H121V75L125 74V75H123V77H122V76L119 75ZM126 74H127L128 77H130V79H129V78L124 79L125 77H127ZM160 74H161V76H159ZM170 74H171V75H170ZM195 74H198L199 77H197V75H195ZM237 74H238V75H237ZM256 74H257V75H256ZM260 74H261V75H260ZM135 75H136V76H135ZM205 75H206V76H210V75H212L213 77L210 76V77H212V78H209V77L206 78ZM219 75H220L221 77H224V78L221 79V77H220ZM227 75H229V76H227ZM233 75H234V76H233ZM241 75H242V76H241ZM255 75H256V77H255ZM259 75H260V76H259ZM118 76H120V77H118ZM124 76H125V77H124ZM145 76H146L147 78L150 77L151 80H150V78H149L148 80H146V79H145V78H146ZM170 76H171V77H170ZM174 76H173V77H174ZM203 76H205V78H206L207 80H206V79H203L204 81H201V82H200L199 79H200L201 77H203ZM248 76H249V77H248ZM251 76H252V77H251ZM258 76H259V78H258ZM261 76H262V77H261ZM141 77H140V78H141ZM153 77H154V78H153ZM236 77H239V80H238ZM152 78H153V80H152ZM155 78H156V79H155ZM169 78H170V80H169ZM182 78H181V79H182ZM197 78H198V79H197ZM203 78H204V77H203ZM208 78L211 79V80L208 81V80H209ZM255 78H256V81H257L256 83H255V81H254ZM171 79H172V80H171ZM212 79H217L216 81H218V80H222V81H224V82L221 81L223 84L221 83V84H219V85H218V84H217V85L214 84V85H215V89L213 88V90H216V91L212 92V90H210V91L212 92V93H211L212 95H211L209 92H207V91H209V90H206V89H208V88H209V89L212 88V85H211V87H210V84L208 85V83L211 82V81L214 83L215 80L213 81ZM224 79H225V80H224ZM260 79H261V80H260ZM262 79H263V80H262ZM149 80H150V81H149ZM168 80L170 81V83H167V82H169ZM184 80H183V81H184ZM191 80H192L193 82H191ZM200 80H201V79H200ZM205 80L208 81V83H207ZM226 80H227V82H228V81H231V82H228V83H231L232 85L229 84V86L226 87V86L228 85V83H227V85H225V87H224V83L226 84ZM237 80H238V81H237ZM244 80H245V81H244ZM250 80L252 81V83H250ZM118 81H119V82H118ZM133 81H132V82H133ZM142 81H143V82H142ZM242 81H243V83H241ZM248 81H249V82H248ZM253 81H254V82H253ZM260 81H261V82H260ZM121 82H120V85H121ZM126 82H125V83H126ZM154 82H155V84H154ZM158 82H159V84H158ZM188 82H191V83L188 84ZM198 82H200L201 84H203V82H204L203 87H202L201 84H200V85H201V86H200V85L198 84ZM205 82L207 83V86H209V87H205V86H206V83H205ZM218 82H220V81H218ZM141 83H144V84H142L143 87L141 86ZM237 83H238V85H237ZM240 83H241V84H240ZM249 83H250L251 85L253 84V86H254L255 84H256V85H255L254 87H252V86H249V85H250ZM259 83H260V84L262 83V85H260ZM172 84H171V85H172ZM211 84H212V83H211ZM242 84H243V85H242ZM114 85H115V86H114ZM116 85H117V86H116ZM192 85H193V86H192ZM198 85H199V86H198ZM221 85H222V87L220 88ZM244 85H245V86H244ZM259 85H260V86H259ZM123 86H127V84H123L122 87H121V92H123V95H124V93H125L124 90H126V88H128L129 86H128V87H123ZM139 86H140L141 88H139ZM159 86H158V87H159ZM216 86H218V87H216ZM235 86H236L237 88H236ZM241 86H242V87H241ZM130 87H132V85H131ZM130 87H129V88H130ZM185 87H184V88H185ZM188 87H187V88H188ZM204 87H205V88H204ZM230 87H232V88H230ZM234 87H235V88H234ZM238 87H239L240 89H238ZM250 87H251V88H250ZM258 87H260V88H258ZM117 88H118V87H117ZM122 88H123L124 90H123ZM143 88L146 90V92L144 91ZM152 88H151V89H152ZM156 88H157V89H156ZM172 88H173V89H172ZM216 88H217L218 90H217ZM219 88H220V89L225 88L224 90L227 91L228 93L225 92L224 90H223V91H224V92H223V91L220 90ZM226 88H227V90H226ZM233 88H234V89H233ZM254 88H255L256 90H255ZM262 88H263V90H262ZM119 89H120V87H119ZM138 89H139V90H138ZM167 89H168L169 91H171V92H169ZM175 89H176V90H175ZM185 89H186V88H185ZM200 89H201V90L203 89L205 95H207V94L209 93V94L211 95V97H210V95H207V97H208V96H209V97H208V98H207V97L205 98V95H202V94H203V91H202V93H201V90H200ZM204 89H205L206 91H205ZM241 89H242V90H241ZM133 90H134V91H133ZM140 90H141V91H140ZM162 90L165 91L166 93L163 94L164 92L162 93V92H161ZM172 90H173V91H172ZM182 90H183V89H182ZM188 90H187V92H189ZM238 90H239V91H238ZM253 90L255 91V93H254ZM257 90L259 91V93H258ZM261 90H262V91H261ZM143 91H144L145 93L148 92L147 94H149V95L147 96V94H145ZM153 91H154V92H153ZM167 91H168L169 93H168ZM174 91H176V92H174ZM220 91L223 92V94H222L223 96H222V97H221V95L219 94ZM235 91H236V92H235ZM240 91H241V92H240ZM250 91H252V92H251L252 94L250 93ZM256 91H257V92H256ZM126 92H127V91H126ZM152 92H153V93H152ZM215 92H217V93H215ZM231 92H232V93H231ZM130 93H131V92H130ZM142 93H143V94H142ZM167 93H168V94H167ZM182 93H185V94H187V95L189 94V96H190V93H186L185 90H184V92H182ZM195 93H196L197 95H200V97L197 96ZM206 93H207V94H206ZM213 93H215V94L219 95V97H221V98H220L221 101H219V100L217 99V101L219 102L220 107L218 106V103H216V102H217L216 99L214 100V98H216V97H214V96H217V95H215V94H213ZM238 93H241V94H238ZM243 93H244V94H243ZM249 93H250V94H249ZM253 93H254V94H253ZM256 93H257V94H256ZM261 93H262V95H261ZM128 94H129V92L126 93V95H124V96H127ZM139 94H140V95H139ZM185 94H184V95H185ZM194 94H195V95H194ZM228 94H229V95H228ZM129 95H130V94H129ZM129 95H128V96H129ZM145 95H146V97H145ZM161 95H162V96H161ZM239 95H240V96H239ZM256 95H257V96H256ZM131 96H129V97H131ZM189 96H188V97H189ZM194 96H197L198 98H197V97L194 98ZM133 97H135V99H131V102H132V103L134 102V100H135V101L138 100V98H137L135 95H134ZM188 97H187V98H188ZM228 97H226V98H228ZM254 97H255V98H254ZM259 97H261V99H263V100H262L261 102L257 100V102H256L255 100H256V99H259ZM124 98H125V97H124ZM126 98H127V97H126ZM126 98H125L124 102H125V103H130V101L127 102ZM131 98H132V97H131ZM170 98H172V100H171ZM209 98H210V99H209ZM121 99H122V97H121ZM127 99L129 100V98H127ZM136 99H137V100H136ZM157 99L155 98L154 101L157 102ZM164 99H165V100H164ZM166 99H170L169 102L166 101ZM182 99H183V100H182ZM224 99H225V98H224ZM116 100H117V101H116ZM132 100H133V101H132ZM199 100H200V101H199ZM204 100H205V101H204ZM208 100L210 101V105H207ZM213 100L216 101V102H214ZM122 101H123V99H122ZM165 101H166V102H165ZM171 101H173V102H172L173 105H171V104H172ZM174 101H175V103H174ZM206 101H207V102H206ZM212 101H213V102H212ZM253 101L255 102V104H253V103H254ZM117 102H118V103H117ZM124 102H123L124 105L121 104L122 106H125V103H124ZM156 102H155L154 104H156ZM158 102H157V103H158ZM167 102H168V103H167ZM197 102H198V103H197ZM201 102H202V103H201ZM203 102H204V103L206 102V104H204ZM211 102H212V104H211ZM258 102H259V104H258ZM132 103H131V104H132ZM163 103H164V104H166V103H167V104H170V105H169V108L163 106ZM208 103H209V102H208ZM222 103H223V102H222ZM111 104H112V103H111ZM114 104H112V106H111V105L109 106V108L111 109V110L109 109V112H110V111L112 112V108H111V107H113V112L111 113V116H112V117L110 116V117H111L110 125H108V126H104V127H103V131H104V132H107L108 129L110 128L112 131H114V133H116L115 130H118L119 133H121V134L123 133V135H121V134L118 133V135H119L118 137L120 138L118 141H120L119 143H121V144H122V143H126V141H128L127 143L129 144V142H130V138H132L131 140H132V141L134 140V142L136 141V142L139 143V142L142 140V141H141L142 145H145V144H143V142H144V143L146 142V145L149 146V142H151L152 140L150 139L151 141L148 140L149 142H147L146 140H147L148 138H145L144 136H143V137H142V136L139 137V134H141V135H142V134L145 135L144 133L141 132V129L138 128L139 130H138V132H137V128H135V127H133V126L131 127V129L135 128V131L137 132V133H136V134H137V137H136V135L134 136V133H135L134 129H133V132L129 130L130 133L132 132L133 137H132L131 134H130V136H129V133L126 132L127 130H125L126 127H128V124H127V121H126V120H130V119L133 120V116H132L131 118L128 119L127 117H128V116H131V114H127L128 116L126 117V119H124L125 117H122V115L125 116V114H126V113H125V110H126V109H127V111H129V110H131V109H132V110L135 109V108H133L134 105H133V104H132V105L129 104L130 107L132 106L131 109H129V105L126 104V105H127V108L124 109L121 105H120V106H121V107H120V106H117V105L114 106ZM134 104H135V103H134ZM178 104H177V105H178ZM247 104H248V105H247ZM135 105H136V104H135ZM184 105H185V107H184ZM198 105H200V107H197ZM203 105H204L205 107L208 106V108H207V109H209L208 112H206L207 109L205 110V109L203 108ZM249 105H250V106H249ZM152 106H154V105H152ZM162 106H163V108H162ZM166 106H167V105H166ZM215 106H216V109H215ZM253 106H254V107H253ZM262 106H261V109L263 108L262 110H264V107H262ZM164 107H165L167 110H166ZM177 107H175V106L172 107V108H173V112H177V111H175ZM223 107H224V108H223ZM116 108H117V109H116ZM119 108H121L120 112H121L122 115H121L120 112H119ZM153 108H152V110H153L152 113L149 111L151 115L154 114V110H156V109H153ZM194 108H195V109L197 108V109H196L197 112H195L196 110H195ZM198 108H199V110H198ZM219 108H220V109H219ZM115 109H116V111L114 112ZM123 109H124V110H123ZM128 109H129V110H128ZM158 109H157V112H158ZM174 109H175V110H174ZM193 109H194L195 111H194ZM202 109H203L204 111H203ZM228 109H229V112H231V111L233 110L234 113L236 112L235 114H234V113H233V114H234V115H236V114L238 115L236 109H234V108H233L232 110H231V108H228ZM239 109H240V110L243 109V113H242V114H241V112H239ZM249 109H248V110H249ZM132 110H131V111H132ZM152 110H151V111H152ZM200 110H202V111H200ZM210 110H211V112H210ZM117 111H118L119 113H118ZM122 111H123V112H122ZM127 111H126V112H127ZM212 111H215L214 114H213ZM217 111H218V112H217ZM256 111H255V112H256ZM116 112H117V114H116ZM168 112H167V113H168ZM182 112H181V113H182ZM188 112H189V113H188ZM200 112H203V113L206 112V113H204V114H203L204 116L202 117V115H201V116L198 115V114H200ZM209 112H210V113H209ZM219 112H222L223 114H221V113H219ZM229 112L226 111L225 116H226L227 114H229ZM244 112H245V113H244ZM113 113H114L115 116H116V115H121L120 118L122 117V118L124 119V121H123V122L121 121V122L124 123V124L121 125V122L116 121V120L114 119L115 116H113ZM127 113H128V112H127ZM130 113H133V111L130 112ZM208 113H209V114H208ZM218 113H219V115H220V114L222 115V116L220 117V119L218 118V117H219ZM231 113H232V112H231ZM158 114H159V113H158ZM171 114H172V116H173V117H171L172 120H171L170 117H169V116H171ZM175 114H176V113H175ZM192 114H193V115H192ZM195 114H196L198 117H197ZM215 114H216V117H215ZM155 115H154V116H155ZM209 115H210V116L212 115L213 120L215 121L214 124H213V120H212V118L209 117ZM217 115H218V116H217ZM162 116H164V117L166 116V118L169 117L168 120L171 121V123H170L168 120L166 121V118H163ZM178 116H179V117H183V119H186V122H185V120H184L185 124L183 123V124L180 126V128L177 126V125H180V124H177V123H182V122H183V121H182L183 119H181V118L179 119ZM192 116H193V117H192ZM194 116H195V118H194ZM199 117L201 118V119L199 120V123L201 122L200 125H199L198 122H196V120H195L196 118L198 119ZM162 118H163V119H162ZM209 118H211V119H209ZM240 118H241V117H240ZM243 118H244V117H243ZM243 118H241V119H243ZM176 119H178V121H177ZM188 119H189V121H188ZM207 119H208V120H207ZM131 120H130V122L134 123V122H133L134 120H133V121H131ZM180 120H181V122H180ZM202 120H204V121H202ZM209 120H210V122H212V124L209 122ZM152 121H153V122H152ZM161 121L163 122L164 125L161 123ZM172 121H173V122H172ZM219 121H220V122H219ZM116 122H117V123H116ZM125 122H126V123H125ZM130 122H129V123H130ZM142 122H143V121H142ZM144 122H145V120H144ZM146 122H148V120H146ZM146 122H145V123H146ZM167 122L170 123L171 126H172V124H173L174 127H173V126H172V127H173V128H176L174 131L171 130L172 132H170V129H171L172 127H170L169 131L167 130V131L169 132V134H171V133L173 134V136H172V134H171V135H168V136H170L169 138H168V136H167V133H168V132L166 131V134H164L165 132L161 130V129H163V127H164L165 125H167V126L165 127V129H167V127L170 126V124H168ZM187 122H188V124H187ZM193 122L196 123V124H194ZM206 122H207L208 124L210 123V124H209L210 127H208V126H209L208 124H207V125H208V126H207L208 128L204 126V123H206ZM114 123H116V124H114ZM138 123H139V122H138ZM145 123H142V124H145ZM165 123H167V124H165ZM126 124H127V125H126ZM130 124H131V123H130ZM136 124H137V122H136ZM146 124H147V123H146ZM148 124H149V123H148ZM193 124H194L195 126H194ZM202 124H203V125H202ZM216 124H217V126H216ZM116 125H118V126H116ZM125 125H126V127H125ZM132 125H133V124H132ZM134 125H135V124H134ZM158 125H157V126H158ZM196 125H198V128H197ZM212 125H213V127H212ZM112 126H113L114 128H113ZM115 126H116V127H115ZM119 126H120L121 128H117V127H119ZM123 126H124V127H123ZM130 126H131V125H130ZM137 126H138V124H137ZM139 126H140V128H141V125H139ZM142 126H143L142 128L144 129V128H145V127H144L145 125H142ZM146 126H147V125H146ZM148 126H149V125H148ZM160 126H161L162 128H160ZM182 126H183V127H182ZM192 126H193L195 129H194ZM199 126H201L203 129H202L201 127L199 128ZM235 126H237V127H231V128H230V129H233V128H234L233 130H231V131H233L234 134H235V132H237V131L239 130V125L237 124V125H235ZM111 127H112V128H111ZM150 127H151V126H150ZM177 127H178V129H177ZM186 127H188V128H187L188 130H189L191 127H192L194 130L191 128V130H189L190 133H188ZM189 127H190V128H189ZM214 127H215V128H214ZM216 127H217V128H216ZM228 127H229V128H228ZM122 128H124V130H125V134L128 133V138H125V135H124V132H123L124 130H123V131H120V130H122ZM184 128L186 129L187 132H184ZM204 128H205V131H203ZM212 128H213V129H212ZM218 128H220V129L217 130ZM114 129H115V130H114ZM128 129H129V128H128ZM143 129H142V130H143ZM147 129H148V128H146V131H147ZM149 129H148L147 132H149ZM153 129H154V131H153ZM165 129H164V130H165ZM182 129H183V131H182ZM196 129H198V130L201 129V130L203 131L204 134L199 133L198 130H197L196 133H195L194 131H195ZM208 129H210V132H208V131H209ZM222 129H224V130H222ZM235 129H238V130H235ZM206 130H207V131H206ZM213 130H214V131L216 130L217 132L215 131V132L213 133V132H212ZM225 130H226V131H225ZM227 130H228L229 132H227ZM143 131H144V130H143ZM151 131H150V133H151ZM155 131H157V132L159 131V132L156 133ZM179 131H180L181 133L184 132V133H188V134H191V135H195L196 137L200 138V140H199L198 138L196 139L195 136H193V137H192L191 135H190V136H185L186 134H185V135L183 134V135H184V139H183V137H181V136H178V137H177V134L179 133ZM234 131H235V132H234ZM144 132H145V131H144ZM160 132H164V133H162L163 135H160ZM177 132H178V133H177ZM197 132H198V133H197ZM206 132H208V136H207V133H206ZM219 132H220V133H219ZM222 132H223V133H222ZM224 132H225V133H224ZM138 133H139V134H138ZM145 133H146V132H145ZM176 133H177V134H176ZM193 133H194V134H193ZM233 133H232V135H233ZM151 134H152V133H151ZM179 134H180V133H179ZM188 134H187V135H188ZM200 134H201V136L199 137L198 135H200ZM213 134H215V135H213ZM114 135H116V134H113V136H114ZM146 135H148V134L146 133ZM146 135H145V136H146ZM180 135H181V134H180ZM202 135H204V136L206 135L205 138H207V139L205 140V142H203V139L201 140V137H202V138L204 137V136H202ZM209 135H210V136H209ZM212 135H213V136H212ZM157 136H158V137H159V136H163V137H162V138H161V137L158 138ZM165 136H167L168 139H166ZM211 136H212V137H211ZM233 136H234V135H233ZM233 136H232V140L235 141V138H234L235 136H234V137H233ZM252 136H253V135H252ZM252 136L250 135L249 138L252 137ZM118 137H117V138H118ZM126 137H127V135H126ZM179 137H181L182 140H180ZM191 137H192V138H191ZM114 138H115V137H113L112 139L114 140ZM139 138H141V140H140ZM142 138H144L145 141H143L144 139H142ZM157 138H158V139H157ZM205 138H204V139H205ZM217 138H218V136H217ZM217 138H216V139H217ZM220 138H218V139H219L220 142H222V141L220 140ZM249 138H248V140H249L248 142H251V144L248 143V142H246V143H245L246 145H245V148H244V149L247 151V153H248L249 155H248V157H247L246 160H242L243 162H246L245 164L242 163L241 159H239V160H237V161L235 160V161H232V162H228V164L226 163L227 165H230V168L227 169V166H226V164H225V161H224V165H223V166H222L223 161H222V163H221V166H222V167H221V170H223L222 172L224 173V174H223V173H222V174H223L225 177H227V176H226V173H227L229 170H231V171L233 172V168H234V167H236V169L238 170V171H237V170L234 168V170H236V171H235L236 174L233 172V173H234L233 176L236 175L234 178H233L232 175H230L232 172L227 173V174H229L230 178L233 179V181H232V179H231V180H228V179H230V178H227L228 183H229V181H230V182H233V184L229 183L228 185H229V186H232V185H233V186H235L236 188H235V187H233V188L231 187L232 189H230V187L226 188L225 183H226L227 181L225 180L224 183H223V187L225 186L224 188H226V189H224V190L222 189V192H223V195H222V196H224V195H225V196H224V197H221L222 199L226 198L228 195H229V197H230V196L233 197V196H234V191L237 189L236 192H235V194H236L238 197H239V195H240L239 193H243V194H241L243 198H244L245 196H249L250 193H251V197H250V196L247 197L246 200H250V199L252 200L253 198L256 199V201H261V200H262L261 198H260V200H259V199H257V197H256L259 193H258L257 195H255V194L253 193V187L255 188V190L258 188V187H256V186H257L260 182H262V181H261V179H262L261 176L264 174V171H260V170H259V172H261V173L263 172V174H260L259 179H257L258 184H257V185L254 184V183H255L254 181H256V178H257V176H258V175L255 176V173H254V172H256V171L258 172V169H256L255 166L253 167V165L256 164V163H253V162L256 161V160L254 159V156H253V155H255V153H256V154L258 153L257 150L259 151V154H261L262 151L260 152V150H261L260 148H261L262 146H261V143L257 142V141H259V140H258V138H257L256 135H254V137H252L251 139H249ZM255 138H256V139H255ZM123 139H124V140H123ZM125 139H126V140H125ZM156 139H157V140H156ZM175 139H176V143H175ZM192 139H193L194 141H193ZM121 140H122V141H121ZM139 140H140V141H139ZM160 140H162V143L159 142ZM169 140H171L172 143H171ZM178 140H180L181 142L178 141ZM184 140H186V142H183ZM188 140H189V141H188ZM196 140H199L201 143L198 142V141H196ZM124 141H125V142H124ZM132 141H131L130 143H133ZM192 141H193V142L196 141V142H195L194 144L189 143V142H192ZM213 141L215 142L216 140H213ZM213 141H211V142H213ZM113 142H114V141H113ZM113 142H112V140H111L110 143L113 144ZM115 142H117V139H115ZM153 142H154V141H152V143H153ZM165 142H168V143H165ZM169 142H170V143H169ZM178 142H179L180 144H178ZM214 142L212 143V145L214 144ZM217 142H218V141H217ZM235 142H236V141H235ZM256 142H257V143H256ZM117 143H118V142H117ZM117 143H116V144H117ZM127 143H126V144H127ZM141 143H140V144H141ZM160 143H161V144H160ZM182 143H183V144H182ZM199 143H200V144H199ZM208 143H210V141H209ZM252 143H254L255 146H254ZM135 144H137V143H135ZM135 144H133V145H135ZM140 144H139V145H140ZM150 144H151V143H150ZM173 144H174V146H173ZM175 144H176V145H179V146H176ZM186 144H189V145L186 146ZM190 144H191V145H190ZM205 144H206V143H205ZM215 144H217V143H215ZM215 144H214V145H215ZM219 144H220V143H219ZM219 144H217L216 147H218V148L221 147V149L216 150L217 152H215V150H214V151L212 150L211 152H215L217 155H218L219 153H220V154H219L218 156H216L215 153H213L212 155H211V153H210V155L212 156L211 158L213 159V161H216V160H218V159H221V160L224 159V160H226V155H225L226 153L224 154L225 150H224V148H223L224 146H223V147L220 146V145H223L222 143H221L220 145H219ZM131 145H132V144H130L129 146H131ZM133 145H132L131 147H133ZM137 145H138V144H137ZM154 145H155V144H154ZM159 145H158V146H159ZM208 145H209V144H208ZM249 145H250V147H249ZM251 145H252L253 147H252ZM258 145H260L261 147H259ZM188 146H189V147L191 146V147L188 148ZM192 146L195 148L194 150L191 149ZM209 146H211V144H210ZM257 146H258V148H257ZM155 147H156V146H155ZM183 147H182V148H183ZM254 147L257 148V150H256V149H255V150H252ZM250 148H251V150H250ZM188 149H190V150L187 151ZM263 149H264V148H263ZM184 150H185V149H182V151H184ZM249 150H250V152H251V151H254V153L251 152L252 154H250ZM220 151H222V152H220ZM223 151H224V152H223ZM263 152H264V151H263ZM259 154H257V155H259ZM250 155H252V156H250ZM255 156H256V155H255ZM216 157H217V158H216ZM257 157H259V158H257V159H260L262 156L260 155V156H257ZM181 158H182V159L185 158V159H184L185 161H182ZM186 158H187V157H180L181 160H180L179 158H178V159H179V162H181V163H182V162H186V166H189V164H190V166L195 165L194 167H196V163H195L194 161L191 162V163H189V161H188V158H189V157L187 158V161H186ZM255 158H256V157H255ZM178 159H177V160H178ZM189 159H190V158H189ZM253 159H254V160H253ZM177 160H176V161H177ZM248 160H249V161L251 160L252 163H253V165L250 163L251 161L249 162ZM260 160H261V161H260ZM260 160H259V161L257 160V161L259 162L258 164H260V165L262 164V165H261V167H260V165H259L258 168L262 170V169H264V165H263L264 163H260V162L264 161V159H260ZM176 161H173V163H171V164H172V167H175V166H176V164H177V162H178V161H177V162H176ZM179 162H178V163H179ZM187 162H188V165H187ZM247 162H248V163H247ZM174 163H175V164H174ZM181 163L178 164V165L175 167V168H177V170H179L178 172H177V170L175 171V176H177V174L180 173L181 169L184 168L183 163H182L183 166H181V167L179 166V165H181ZM192 163H193V164H192ZM230 163H231V164H230ZM233 163H235V164H233ZM248 164H249V166H248ZM235 165H236V166H235ZM243 165H244V166H243ZM245 165H246V166H245ZM256 165H257V164H256ZM250 166H251V167H250ZM257 166H258V165H257ZM192 167H193V166H192ZM192 167H188V168H189V169H190V168L192 169ZM225 167H226V170H228L227 172H225V170H224ZM231 167H232V168H231ZM246 167H249V169H246L247 171L245 170ZM180 168H181V169H180ZM188 168H187V170H188ZM223 168H224V169H223ZM240 168H241V169H240ZM252 168H253V170H255V169H256V170L252 172ZM185 169H186V167H185ZM191 169H190V171L188 170L187 172H183V171H181V172H183L184 174H185V173H186V174H190V173H191ZM242 169H244V170H242ZM183 170H184V169H183ZM250 170H251V171H250ZM184 171H185V170H184ZM241 171H243L245 174L243 175V172H241ZM245 171H246V172H245ZM176 172H177V173H176ZM237 172H238V174H237ZM248 172H249L250 175L248 174ZM233 173H232V174H233ZM239 173H240V174H239ZM253 174H254L255 178L252 177ZM181 175H183V174H181ZM237 175H238L239 177H238ZM241 175H243V176H241ZM244 176H245V177H244ZM242 177H243V178H242ZM236 178H237V179H236ZM245 178H247V179H245ZM235 179H236V180H235ZM239 179H240V181L237 182V185H236L235 183H236V181L239 180ZM253 179H255V180L252 181ZM242 180L245 181V183H247L248 185L245 184ZM246 180H247V181H246ZM248 180H251V182H249ZM259 180H260V181H259ZM248 182H249V183H248ZM239 183H240V186L238 185ZM241 183H242V184L244 183V184L242 185ZM251 183H252V184H251ZM230 184H231V185H230ZM228 185H227V186H228ZM241 185H242V186H241ZM250 185H252V188H251V189H252V192H251V190H250V187H247V186H250ZM254 185H255V186H254ZM259 185H263V184H259ZM259 185H258V186H259ZM243 186L246 187V188H245L246 190H247V189L250 190V191L248 192L249 195H248V194L246 195V193H244V192H246V190L244 189ZM263 186H264V185H263ZM241 187H242V188H241ZM238 188L240 189V191H241V189H242L243 192H242V191H241V192H238V191H239ZM207 189H208V188H207ZM243 189H244V190H243ZM260 189H261V190H260ZM208 190H209V189H208ZM225 190H227V192H226ZM228 190H230V191H229L230 193L228 192ZM257 190H258V191L260 190L259 192H260L261 194H263L262 192L264 191V188L259 186V189H257ZM261 191H262V192H261ZM231 192L233 193V195H231V194H232ZM237 192H238V193H237ZM255 192H257V191H255ZM227 193H228V194H227ZM238 194H239V195H238ZM253 194L255 195L254 197H253ZM243 195H245V196H243ZM237 196H234L232 199H234V201H235V198H236ZM259 196H260V194H259ZM260 197H263V198H264V194L261 195ZM248 198H249V199H248ZM236 199H238V198H236ZM240 199H242V198L239 197V200H236V201L234 202L235 204H234V203H232V204L228 203V204H230V206H229L228 204H224V207L226 206V207H225L226 209L229 207V208H230V211H232V212H233L234 210H236V209H239V208L244 209V208L248 207V204H247V205H246V204H243V203H246V200L243 199V202H242V200H240ZM254 199L252 200V201H254V202H252L251 200H250V202L253 203V204H256L257 202H256ZM262 201L264 202V200H262ZM262 201H261V202H262ZM224 202H225V201H224ZM236 202H237L239 205H241V206H239ZM250 202H248V203H249V206L252 205V204L250 205ZM261 202H260V203H261ZM241 203L243 204L244 208H243V206H242ZM258 203H259V202H258ZM258 203H257V204H258ZM260 203H259L258 206L255 205V206L259 207V208H258L259 210H256V211H260V212H261V210H262V212H263L264 209L260 208V206L264 207V205H263L262 203H261V204H262V205H261ZM236 204H237V205H236ZM227 205H228V206H227ZM233 205H236V206H234V209H233V207H231V206H233ZM245 205H246V206H245ZM238 206H239V207H238ZM255 206H254V207H255ZM162 207H163V206H162ZM224 207H223V208H224ZM235 207H237V208H235ZM225 208H224V209H225ZM255 208H256V207H255ZM255 208H254V209H255ZM232 209H233V210H232ZM251 209H252V212L255 211V210L253 211V207H252V206H251ZM245 210H247V211L249 210L248 212L251 211L250 208H249V209H245ZM247 211H246V212H247ZM226 213H227V212H226ZM245 218H247V217H245ZM245 218H243V217L240 218V219L238 220V223H237V221H236V222H235V223H237L236 225L239 226V225H242V224H243L242 226H244V225H246V224H252V223H254L253 221H252V223H251V221L248 222V220H247L248 218H247V219H245ZM242 220H243V221H242ZM246 221H247V223H246ZM256 223H257V222H256ZM256 225H257V224H256ZM242 226H240V227H242ZM254 230H255V229H254ZM244 237H245V236H244ZM246 238H247V239H246ZM236 239H237V238H236ZM239 239H240V237H239ZM239 239H237V240H239ZM241 240H244V241L247 240V241H249V240H251V237H250V238L247 237V236H246L245 238L241 237L240 242H242ZM254 240L258 242V241H261L262 239H261V238H255ZM263 240H264V238H263ZM244 241H243V242H244ZM243 242H242V243H243ZM261 243L264 244V241L260 242V244H261ZM262 244H261V245H262ZM225 263H226V262H225ZM226 264H227V263H226Z\"/></svg>",
	"mask_w": 264,
	"mask_h": 264
}]
</instances>
